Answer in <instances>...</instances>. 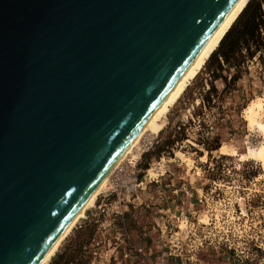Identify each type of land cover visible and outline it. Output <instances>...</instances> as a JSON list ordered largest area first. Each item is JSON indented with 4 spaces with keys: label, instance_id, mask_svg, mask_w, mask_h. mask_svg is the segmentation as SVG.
<instances>
[{
    "label": "water",
    "instance_id": "1",
    "mask_svg": "<svg viewBox=\"0 0 264 264\" xmlns=\"http://www.w3.org/2000/svg\"><path fill=\"white\" fill-rule=\"evenodd\" d=\"M237 0H0V264H37Z\"/></svg>",
    "mask_w": 264,
    "mask_h": 264
},
{
    "label": "rangeland",
    "instance_id": "2",
    "mask_svg": "<svg viewBox=\"0 0 264 264\" xmlns=\"http://www.w3.org/2000/svg\"><path fill=\"white\" fill-rule=\"evenodd\" d=\"M258 1L262 0L248 4ZM242 13L226 32V41L242 26ZM220 54L218 45L170 108L163 129L141 137L133 149L140 152L138 158L120 163L105 192L47 264H119L109 259L113 251L128 264L138 260L147 264H264V168L258 160L240 161L218 152L223 143L240 149L262 143L261 133L248 128L242 110L251 99L264 95V49L247 51L242 46L228 61ZM150 168L157 174L152 178L147 175ZM162 173L163 184L173 179L176 186L189 181L187 174L197 173L196 207L180 214L174 227L163 228L166 254L136 256L133 247L119 242L121 235L113 237L110 219L116 213L128 214L129 209L137 215L141 198L146 196L140 187ZM131 225L129 220L126 226ZM176 241L177 250L170 251ZM124 252L130 255L124 257Z\"/></svg>",
    "mask_w": 264,
    "mask_h": 264
},
{
    "label": "bare ground",
    "instance_id": "3",
    "mask_svg": "<svg viewBox=\"0 0 264 264\" xmlns=\"http://www.w3.org/2000/svg\"><path fill=\"white\" fill-rule=\"evenodd\" d=\"M249 0H237L231 9L228 11L226 16L211 34L209 39L187 66L175 84L171 87L159 105L155 108L131 142L127 145L106 175L102 178L84 204L80 207L74 217L70 220L67 226L63 229L60 235L56 238L53 244L49 247L46 253L42 256L37 264H47L53 254L57 251L62 240L69 234L74 225L78 220L85 216V212L95 204L97 197L105 192L106 187L108 186V181L111 174L115 169L120 165L121 162L127 158L136 160L140 154L133 152V149L138 145L139 140L145 133L149 132L151 135H157L164 127L166 118L170 108L182 95L189 82L198 74L202 69L204 64L214 50L218 47L220 41L225 36L226 32L232 26L234 21L237 19L239 14L242 12ZM243 118L247 122L249 129H258L261 133L262 143L258 146H246L244 149L237 148L235 146H228L226 143L221 144L218 148V152L223 155L235 156L238 160H258L261 162V166L264 168V120L262 119L264 115V95L256 96V98L251 99L247 105L242 110ZM149 136V135H148ZM154 137V136H153ZM151 142V141H150ZM136 154V155H133ZM177 156H180V152H176ZM147 175L152 178L157 175L152 168L148 169ZM110 188V187H109ZM99 207V206H98ZM205 214V213H204ZM203 222H206V219H200ZM183 223V222H182ZM181 224V223H180ZM179 228L182 229V227ZM184 225V223L182 224Z\"/></svg>",
    "mask_w": 264,
    "mask_h": 264
},
{
    "label": "crops",
    "instance_id": "4",
    "mask_svg": "<svg viewBox=\"0 0 264 264\" xmlns=\"http://www.w3.org/2000/svg\"><path fill=\"white\" fill-rule=\"evenodd\" d=\"M186 176L189 181L179 186L172 183L173 179L170 180V184H163L164 173L155 179H148L145 185L139 189L140 193L146 196L141 198L137 215L129 209L128 214L119 213L118 215L116 213L110 219V227L114 231L111 232L114 235L113 237L118 239L121 235L120 243H127L133 248L142 247L143 252L153 254L152 257L166 254L163 247V240H165V235L162 232L163 228L165 226L174 227L175 220L180 217V214H184L186 211H194L199 196L198 190L200 188L196 186V180H194L197 173L187 174ZM129 220L133 222V225L128 229L126 223ZM116 233L119 237L115 236ZM138 255L140 254L136 256ZM111 258H113L114 263L121 264L123 262L122 264H128L127 261L125 262L121 258V254L117 255L114 251L109 255V259ZM129 264L147 263L138 260L129 261Z\"/></svg>",
    "mask_w": 264,
    "mask_h": 264
},
{
    "label": "trees",
    "instance_id": "5",
    "mask_svg": "<svg viewBox=\"0 0 264 264\" xmlns=\"http://www.w3.org/2000/svg\"><path fill=\"white\" fill-rule=\"evenodd\" d=\"M248 3L242 10V15H245V20L241 24L242 26L240 29L235 33V36L229 39V41H226V33L219 43V49L221 50L220 55L225 61L233 57L242 46H244L247 51H249L251 47H254L255 50L260 48L264 49V37L261 36V29L264 28V0L253 4ZM217 68L222 69L220 64L217 65ZM235 77V75L232 77L233 81L236 79ZM223 81L225 84V79H223Z\"/></svg>",
    "mask_w": 264,
    "mask_h": 264
},
{
    "label": "built area",
    "instance_id": "6",
    "mask_svg": "<svg viewBox=\"0 0 264 264\" xmlns=\"http://www.w3.org/2000/svg\"><path fill=\"white\" fill-rule=\"evenodd\" d=\"M177 227H178V225H177ZM165 229H166V227H165ZM178 229H179V227H178ZM179 230H180V229H179ZM162 232H163V231H162ZM177 244H178V242L176 241V244L172 245V248H173V249H171L170 251H176V250H177V249H176V248H177V247H176ZM133 251H134V254H135V255H137V254H140V255L142 254V255H143V253H144L143 250H142V247H134V248H133ZM170 251H169V253H168L169 255L178 256V254L176 255L175 253H172V252H170ZM129 255H130V254L127 253V252H124V253H123V256H124V257H128ZM161 264H164V262H162Z\"/></svg>",
    "mask_w": 264,
    "mask_h": 264
}]
</instances>
